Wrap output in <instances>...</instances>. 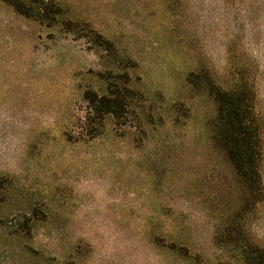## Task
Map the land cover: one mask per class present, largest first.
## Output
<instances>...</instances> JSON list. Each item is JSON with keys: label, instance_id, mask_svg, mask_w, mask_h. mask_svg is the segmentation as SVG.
I'll return each mask as SVG.
<instances>
[{"label": "rangeland", "instance_id": "rangeland-1", "mask_svg": "<svg viewBox=\"0 0 264 264\" xmlns=\"http://www.w3.org/2000/svg\"><path fill=\"white\" fill-rule=\"evenodd\" d=\"M249 1L56 0L48 23L0 0V264H245L218 241L234 219L264 249V136L246 210L207 90L252 79L264 135V9ZM111 84L128 110L93 134L84 94Z\"/></svg>", "mask_w": 264, "mask_h": 264}, {"label": "trees", "instance_id": "trees-1", "mask_svg": "<svg viewBox=\"0 0 264 264\" xmlns=\"http://www.w3.org/2000/svg\"><path fill=\"white\" fill-rule=\"evenodd\" d=\"M15 13L35 21L52 23L60 11L56 0H1ZM250 7L257 12L264 9V0H250ZM106 50L111 47L107 41ZM238 73L232 84L225 87L209 81L208 92L216 105V115L212 122V140L223 152L225 159L233 168L234 176L246 190L243 209L252 210L262 198V179L260 164L262 159L263 127L255 110V93L252 79ZM130 90L114 85L107 87V94L99 96L88 91L84 100L88 105L87 124L93 134L106 115L113 116L116 124H121L127 110V97ZM91 125H90V124ZM0 187H4L0 180ZM242 209V210H243ZM240 213L236 217H239ZM234 217V218H236ZM223 244L235 245L241 252L245 264H264V249L254 241L245 239L237 219L218 235ZM244 241V243H240Z\"/></svg>", "mask_w": 264, "mask_h": 264}]
</instances>
